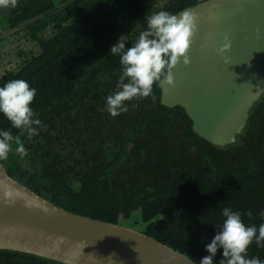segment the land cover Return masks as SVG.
Returning a JSON list of instances; mask_svg holds the SVG:
<instances>
[{
    "label": "trees",
    "instance_id": "obj_1",
    "mask_svg": "<svg viewBox=\"0 0 264 264\" xmlns=\"http://www.w3.org/2000/svg\"><path fill=\"white\" fill-rule=\"evenodd\" d=\"M138 3L111 0L78 23L70 21L58 34L42 43L43 51L39 55L28 60L18 72L0 78V87L13 79L27 81L36 89L31 107L34 119L39 120L48 113L53 115L65 104L71 105L78 93L80 98L92 92L112 94L116 85L95 82V74H114L120 66L119 56L109 51L121 34L128 37L126 47H130L139 33L146 30L145 17L152 15V2ZM153 93L155 100L149 97L135 103L141 122L127 116V123L140 122L143 132L149 130L148 136L138 141L127 130L120 154L116 153V146H111L107 156H121L126 154V149L128 154V143H137L136 150H153L165 166L177 162L180 174L175 179L127 174L122 185L112 190H108L100 178L84 179L77 190L69 188L60 176L62 168L56 161L57 155L53 156L54 160L48 159L49 155L43 156L39 133L29 138L32 171L19 168L11 158L0 161L9 175L38 193L45 188V197L51 196L58 205L73 212L117 223L120 213L128 217L132 210L141 208L142 219L148 222L144 229L147 235L188 254L199 264L209 255L206 245L217 233L211 225L224 218L223 208L239 211L244 224L247 220H259L260 216L255 214L264 211V94L251 108L238 141L220 147L193 132L191 121L181 107L161 105L157 85ZM3 130L10 131L14 137L21 136V140L28 138L26 132L21 135V130L12 127L0 114V131ZM194 142L198 151L190 158L186 150ZM126 165L128 171L134 170L129 159ZM109 166L115 167L118 163L112 160ZM249 211L251 217L246 215ZM161 216L162 219L153 220ZM252 255L264 260V253L259 256L258 252H247L248 258ZM222 258V249H218L214 264H219ZM0 264L61 263L0 250Z\"/></svg>",
    "mask_w": 264,
    "mask_h": 264
},
{
    "label": "water",
    "instance_id": "obj_2",
    "mask_svg": "<svg viewBox=\"0 0 264 264\" xmlns=\"http://www.w3.org/2000/svg\"><path fill=\"white\" fill-rule=\"evenodd\" d=\"M184 10L199 16L191 63L172 70L174 86L157 84L159 102L181 107L194 133L225 147L238 141L264 94V0H204ZM225 35L230 49L217 55ZM0 250L61 264H198L142 231L57 205L12 178L1 163Z\"/></svg>",
    "mask_w": 264,
    "mask_h": 264
},
{
    "label": "flooded vegetation",
    "instance_id": "obj_3",
    "mask_svg": "<svg viewBox=\"0 0 264 264\" xmlns=\"http://www.w3.org/2000/svg\"><path fill=\"white\" fill-rule=\"evenodd\" d=\"M110 1L18 0V5L14 9L0 8V78L9 73L18 72L28 60L35 55H39L43 51L42 43L47 42L58 34L70 21L78 23L80 19L83 20L91 16L96 9ZM112 1L121 2L124 0ZM130 1L141 3L142 0ZM146 1L152 2V14L162 10L176 14L182 9L204 0ZM54 8H57L54 12L41 17L42 14ZM45 32L49 33L45 34ZM114 72V74L109 72L97 73L94 81L101 85L108 82L116 85L121 74V65ZM90 94L81 97L82 100L80 98L81 94L78 93L68 107L65 104L64 107L56 110L53 115L49 113L43 115L40 120L43 126L38 129L42 154L44 157L49 155L48 159L51 160L55 159L53 157L55 154L57 155L56 161L62 168L60 176L68 184L69 188L77 190L84 179L100 178L104 180V185L108 186V190L116 189L122 185V181L126 180L127 174L137 173V163L133 161L132 157V152L136 151L137 143L129 142V153L127 154L126 149V154L121 156H107L109 148L116 146V153L120 154L125 144L127 130H129L130 136L138 141L142 140L143 136H148L149 130L142 131V126L140 125L141 114L135 107L132 111L127 110L113 117L106 110V98L109 94L103 92H92ZM62 104L64 105V103ZM128 115L133 120L139 119L138 121L140 122L138 124L127 123ZM72 139H74L73 144L71 143ZM29 140V137L21 140L24 141V147L27 151L25 157L30 163L29 169L21 167L17 162L20 156L13 152L17 145L13 144V151L9 153L7 158H11L19 168L27 172L32 171L31 163L33 157L31 153L32 144ZM68 141H71L70 145L72 144L69 149L67 148ZM70 156H76L77 161H80L85 166L79 165L76 170H66L65 161ZM128 159L130 164H135L133 166L134 170L130 169L131 171H128V166L126 165ZM112 160H115V163L117 161L118 166L110 167L109 164ZM0 163L3 164L1 161ZM88 168L89 170L85 171ZM77 174L78 176H76ZM11 177L14 178L13 176ZM14 179L19 181L16 178ZM35 192L38 193L37 191ZM41 192L43 194L38 193L40 196L55 202L51 196L45 197V188ZM141 213V208L132 210L128 217H125L122 212L118 215L117 222L121 223V220L132 219L134 224L143 223L144 220Z\"/></svg>",
    "mask_w": 264,
    "mask_h": 264
},
{
    "label": "clouds",
    "instance_id": "obj_4",
    "mask_svg": "<svg viewBox=\"0 0 264 264\" xmlns=\"http://www.w3.org/2000/svg\"><path fill=\"white\" fill-rule=\"evenodd\" d=\"M18 0H0V8H16ZM146 30L141 31L138 38L126 47L128 37L121 34L115 44L110 47V53L119 56L121 74L116 84V90L106 98V110L113 117L128 110L125 102L134 99L152 98L154 85L164 83L174 86L172 70L180 63L185 67L190 65L189 49L198 31L199 16L191 10L177 14L159 11L145 17ZM231 46L227 35L224 43L217 48L216 54L223 55ZM36 96V89L30 87L23 79H13L0 87V114L12 125L25 132L28 137L38 135L42 127L39 119H34L31 104ZM27 155L21 142V136H13L10 131H0V160H6L13 151ZM10 196V192H5ZM252 216L251 211L246 213ZM225 218L218 227L210 243L206 245L209 255L203 257L199 264H214L213 257L218 249H222V259L219 264H264L258 257L248 258L249 246L255 242L257 247H264V223L256 226H246L239 211L231 208L222 209ZM264 217V211L260 213Z\"/></svg>",
    "mask_w": 264,
    "mask_h": 264
},
{
    "label": "rangeland",
    "instance_id": "obj_5",
    "mask_svg": "<svg viewBox=\"0 0 264 264\" xmlns=\"http://www.w3.org/2000/svg\"><path fill=\"white\" fill-rule=\"evenodd\" d=\"M49 32H45V34H47ZM136 101H138V99H134L132 101H127L126 105L129 111H132V109L135 107V103ZM133 113V112H131ZM179 134L181 135V131L179 132ZM182 136V135H181ZM72 141V142H71ZM70 142L73 144L74 139H72ZM24 145V141H21ZM70 142L68 141V145L67 148L69 149V147L72 145H70ZM197 151H198V146L197 143H193L192 145H190L186 152L188 153L190 158H194L197 155ZM15 154H17L18 156H20L18 158V163L21 167L24 168H28L30 167V163L29 161L26 159V155H22L21 153H18L15 151H13ZM69 153V152H68ZM76 157V156H75ZM74 156H70V158L68 160L65 161V165H66V170H76L78 169L77 166H85L82 165L83 163H81L80 161H77V159ZM132 157H133V161L135 163H137V173H133V175H137L138 177H142L143 175H146L148 177L151 178H158L160 176H165L169 179H175L178 174H180V167L179 165L176 166L175 164L177 162H173L172 166H165L162 162L159 161V159L157 158L156 154L154 153L153 150L148 151V150H136L134 152H132ZM177 161V160H176ZM134 163H131L130 166H134ZM147 168V169H146ZM89 170L86 169L85 171ZM254 215V213H253ZM255 215L260 216V213H256ZM158 219H162V216L159 217ZM225 218H220V220L218 222H216L215 225H211V227L213 228V230L215 232H218L219 229L218 227L222 224L223 220ZM121 223L124 226H127L129 228L132 229H136L139 231H143L145 229V223H132V219H127V220H121ZM264 223V217L260 216V219L256 221L255 220H247V222L245 223L246 226H256L259 227L260 224ZM258 252V255H262V253H264V247H257V245L255 244V242H253L249 248H248V253H252V252ZM252 257H254V255H252Z\"/></svg>",
    "mask_w": 264,
    "mask_h": 264
}]
</instances>
